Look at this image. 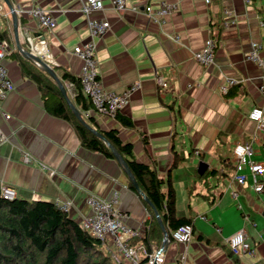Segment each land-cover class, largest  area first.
Wrapping results in <instances>:
<instances>
[{
  "label": "crops",
  "instance_id": "obj_1",
  "mask_svg": "<svg viewBox=\"0 0 264 264\" xmlns=\"http://www.w3.org/2000/svg\"><path fill=\"white\" fill-rule=\"evenodd\" d=\"M9 1L14 10L38 6L55 19L52 31H39L36 21L20 14L19 32L26 29L31 38H44L58 63V78L61 73L77 78L81 61L72 50L90 42L80 0ZM101 1L104 10L89 17L106 20L110 26L95 40L101 83L114 93L139 83L119 113L126 122L97 115L92 109L83 111L72 101L77 95L74 85L62 84L90 128L101 134L115 130L123 144L132 146L135 161L150 166L159 179L169 177L176 215L193 220L191 242L170 243L162 264H178L181 254L186 264H264V194L232 183L235 171L228 166L235 165L232 151L237 143L250 142L255 159H264V133L248 119L249 112L264 103L259 92L262 73L244 58L251 43L263 44L264 0H211L209 4L205 0H126L121 13L113 10L114 0ZM168 4L177 11L151 19L145 14L147 7L156 11ZM1 32L14 54L12 19L2 0ZM211 33L216 39L215 63L202 68L193 55L204 48ZM174 36L177 42L170 38ZM12 53L3 62L13 90L0 101V129L8 138L0 146V185L30 201L55 205L69 201L68 217L78 223L92 214L86 202L90 196L108 199L116 192L124 224L144 229L150 214L141 196L130 188L122 166L81 145L72 125L50 112L38 85L22 73ZM226 78L238 84L221 95L218 88ZM3 113L10 116L8 121ZM24 154L35 162L24 164ZM206 169L205 176L200 174ZM231 191L236 192L235 199ZM210 198L213 204L207 202ZM239 230L245 232L252 255L231 253L227 241ZM159 247L153 245L151 252Z\"/></svg>",
  "mask_w": 264,
  "mask_h": 264
},
{
  "label": "built area",
  "instance_id": "obj_2",
  "mask_svg": "<svg viewBox=\"0 0 264 264\" xmlns=\"http://www.w3.org/2000/svg\"><path fill=\"white\" fill-rule=\"evenodd\" d=\"M205 1L207 4L211 2V0ZM80 2V12L88 21L90 38V42L76 46L72 50V54L81 61V69L78 75L80 88L83 95L90 100L94 113L115 119L120 111L128 104L131 93L139 88V83L133 84L121 93L109 92L104 89L99 78L95 40L101 39L109 31L110 26L106 20H91L89 18L92 13L104 10L101 0H80ZM247 3H249V1H247ZM112 7L115 12L121 13L126 10V0H114ZM14 11L18 17L20 14H26L29 18L36 21L39 31H52L56 25L55 19L38 6H34L26 11L17 6ZM176 11L177 8L175 5L168 4L162 5L156 11L147 7L145 9V14L151 19L153 15L168 16ZM224 24L227 26L228 23L225 22ZM19 35L24 39L26 44L25 47L21 46V53L17 49L21 56L24 51H27L33 57H37L50 69L54 70L58 67V63L53 59L52 55H50L47 43L42 36L33 39L27 35L26 29L21 30ZM170 38L176 42L178 41V36ZM215 40V36L211 33L204 48L193 55V60L202 68H208L215 63ZM263 52V44L251 43L244 58L254 63L261 70L262 83L259 86V92L264 97V57L261 56ZM11 53L8 42L0 40V101L5 99L13 90V84L9 78L8 71L3 65L4 60L10 56ZM31 63L37 68L42 69L41 64L37 60L32 58ZM237 84L238 82L236 80L226 78L219 85V93L221 95H226L228 91ZM70 86H72V84H70ZM2 116L6 121L10 119V116L7 114L3 113ZM248 119L255 124L257 131L264 133V103L259 107H254L249 112ZM7 142V136L0 129V146ZM232 157L236 169L231 182L241 188H246V186L251 187L252 191L260 194L264 185V159L260 161L255 159V150L250 142H245L243 144L237 143L232 151ZM22 161L24 164L35 162L28 154L23 155ZM38 166L42 170L47 169L44 165L39 163ZM50 173L52 174L53 171ZM0 189L4 199H15L16 192L13 189L4 185H1ZM230 194L234 199L237 197L234 191H231ZM86 202L92 214L80 221L79 226L82 231L87 232L93 238L113 248L125 264L155 263L158 249L153 250L146 256H142L140 252V250H143L142 247L134 248L128 246L127 241L132 237L143 238L145 236V230L132 229L124 224L125 215L121 213L118 207L119 202L116 192L108 199L90 196ZM70 206L71 203L69 201L57 205V207L65 213L68 212ZM192 235V226L184 225L173 231L168 236V241L169 244L172 242L174 244L187 245L191 242ZM227 245L234 256L252 255L254 252L251 245L247 242L246 234L243 230L234 233L228 239ZM177 263L186 264V256L181 254L177 258Z\"/></svg>",
  "mask_w": 264,
  "mask_h": 264
},
{
  "label": "trees",
  "instance_id": "obj_3",
  "mask_svg": "<svg viewBox=\"0 0 264 264\" xmlns=\"http://www.w3.org/2000/svg\"><path fill=\"white\" fill-rule=\"evenodd\" d=\"M0 38L2 41H7L6 33L1 32ZM12 55L15 56V61L22 73L38 85L50 112L72 125L81 145L89 151L98 152L113 159V154L105 143L73 115L53 79L22 58L18 51ZM53 71L55 72V69ZM59 77L62 83L70 82L77 90V95L72 99L75 105L77 104L86 112L92 109L90 100L81 91L78 77L74 78L66 73H61ZM115 119L122 122L125 120L119 115ZM101 135L126 162L140 190L159 214L169 235L181 226L193 225L191 218L176 215L175 191L168 180L169 177L166 181L159 179L154 169L135 161L132 146L123 144L115 130L102 132ZM228 166L231 171H235L236 167L233 163ZM206 173L207 169L202 175L205 176ZM129 186L134 190L131 184ZM163 188L165 191H162ZM260 194H264V185ZM207 202L213 204L215 201L210 198ZM145 207L151 217L150 221L143 225L145 236L143 238L132 237L127 241L130 247H142L143 250H140L142 256L148 255L153 245L159 247L163 240V233L153 210L146 203ZM0 264L125 263L113 248L82 231L79 223L69 218L68 214L61 211L57 205L48 201H30L17 196L13 200H6L2 197L0 189ZM235 264L240 263L235 261Z\"/></svg>",
  "mask_w": 264,
  "mask_h": 264
},
{
  "label": "water",
  "instance_id": "obj_4",
  "mask_svg": "<svg viewBox=\"0 0 264 264\" xmlns=\"http://www.w3.org/2000/svg\"><path fill=\"white\" fill-rule=\"evenodd\" d=\"M2 2L6 5L7 9L9 10V13H10V16H11V19H12V28H13V35H14V39H15V42H16V47L18 49V51H20L21 53V44H20V41H19V22H18V16L16 14V12L14 11L13 9V6L11 5L10 1L9 0H2ZM22 57L26 60H28L29 62H31V59L33 58L32 55H30V53H28L27 51H24L22 53ZM37 60L41 66H42V69H40L41 71L47 73L52 79L53 81L55 82V84L57 85L61 95L63 96L64 100L66 101L69 109L71 110V112L73 113V115L76 117V119L82 124L84 125L92 134H94L97 138L101 139L105 145L108 147V149L111 151V153L113 154V157L114 159L117 161V163H119L125 174L127 175L130 183L132 184L133 188L136 190V192L141 196V198L144 200V202L150 206V208L153 210L155 216H156V219H157V222L161 228V231L163 233V240H162V243L160 245V248L158 249V252H157V258L155 260V263L154 264H162V261H161V258L163 257V254L166 250V248L168 247L169 245V241H168V232L167 230L165 229L162 221H161V218L159 216V214L157 213V211L154 209V207L152 206V204L149 202V200L145 197V195L143 194V192L140 190L135 178L133 177V175L131 174L126 162L123 160V158L121 157V155L116 151L115 148H113L108 142H106V140L104 139V137L97 131L93 130L92 128H90L86 123L85 121L83 120V118L81 117V114L80 112L74 107V105L72 104V102L70 101L68 95H67V92H66V89L64 87V85L62 84V82L59 80V78L56 76L55 72L50 69L49 67H47L43 62H41L39 59H35ZM203 172V171H202ZM202 172H200V174H202Z\"/></svg>",
  "mask_w": 264,
  "mask_h": 264
},
{
  "label": "rangeland",
  "instance_id": "obj_5",
  "mask_svg": "<svg viewBox=\"0 0 264 264\" xmlns=\"http://www.w3.org/2000/svg\"><path fill=\"white\" fill-rule=\"evenodd\" d=\"M33 57V56H32ZM33 59H38L37 57H33ZM233 171V170H232ZM160 248V247H159Z\"/></svg>",
  "mask_w": 264,
  "mask_h": 264
}]
</instances>
